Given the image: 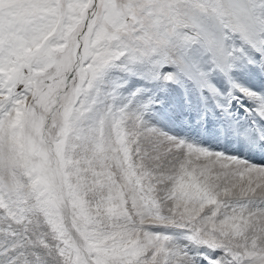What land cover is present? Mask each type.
I'll use <instances>...</instances> for the list:
<instances>
[{"label":"snow or ice","instance_id":"1","mask_svg":"<svg viewBox=\"0 0 264 264\" xmlns=\"http://www.w3.org/2000/svg\"><path fill=\"white\" fill-rule=\"evenodd\" d=\"M0 264H264V0H0Z\"/></svg>","mask_w":264,"mask_h":264}]
</instances>
